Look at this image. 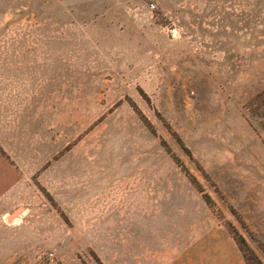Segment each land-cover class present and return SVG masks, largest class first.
Wrapping results in <instances>:
<instances>
[{
  "label": "rangeland",
  "instance_id": "rangeland-1",
  "mask_svg": "<svg viewBox=\"0 0 264 264\" xmlns=\"http://www.w3.org/2000/svg\"><path fill=\"white\" fill-rule=\"evenodd\" d=\"M263 91L264 0H0V264H264Z\"/></svg>",
  "mask_w": 264,
  "mask_h": 264
},
{
  "label": "crops",
  "instance_id": "crops-1",
  "mask_svg": "<svg viewBox=\"0 0 264 264\" xmlns=\"http://www.w3.org/2000/svg\"><path fill=\"white\" fill-rule=\"evenodd\" d=\"M3 190V158L0 154V216L4 213ZM139 212L145 214L147 209L140 208ZM131 227L129 219L128 223H124L123 229L130 232ZM193 227H197V230L188 231L186 248L182 250L178 262L173 264H246L238 246L223 227L206 221L199 225L194 223ZM1 232L2 227H0V247L3 246Z\"/></svg>",
  "mask_w": 264,
  "mask_h": 264
},
{
  "label": "trees",
  "instance_id": "trees-1",
  "mask_svg": "<svg viewBox=\"0 0 264 264\" xmlns=\"http://www.w3.org/2000/svg\"><path fill=\"white\" fill-rule=\"evenodd\" d=\"M254 102H258L260 104V106L262 107V112L258 113L257 110H256L255 114L258 115V116L260 114V116H262L264 118V91L254 97ZM258 109H259V106H258ZM204 199L207 201L208 200V196L204 195ZM240 242L243 244V246H245L244 241H240ZM245 250L247 251V249H245Z\"/></svg>",
  "mask_w": 264,
  "mask_h": 264
},
{
  "label": "built area",
  "instance_id": "built-area-1",
  "mask_svg": "<svg viewBox=\"0 0 264 264\" xmlns=\"http://www.w3.org/2000/svg\"><path fill=\"white\" fill-rule=\"evenodd\" d=\"M53 260H54L53 254H50L49 261L45 264H52Z\"/></svg>",
  "mask_w": 264,
  "mask_h": 264
}]
</instances>
